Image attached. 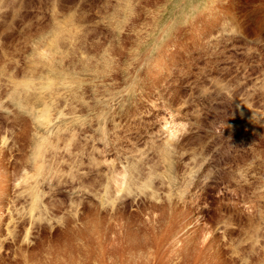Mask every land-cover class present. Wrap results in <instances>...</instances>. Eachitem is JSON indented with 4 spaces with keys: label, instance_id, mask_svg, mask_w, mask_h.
<instances>
[{
    "label": "rangeland",
    "instance_id": "rangeland-1",
    "mask_svg": "<svg viewBox=\"0 0 264 264\" xmlns=\"http://www.w3.org/2000/svg\"><path fill=\"white\" fill-rule=\"evenodd\" d=\"M120 259L264 264V0H0V264Z\"/></svg>",
    "mask_w": 264,
    "mask_h": 264
},
{
    "label": "bare ground",
    "instance_id": "bare-ground-1",
    "mask_svg": "<svg viewBox=\"0 0 264 264\" xmlns=\"http://www.w3.org/2000/svg\"><path fill=\"white\" fill-rule=\"evenodd\" d=\"M53 102V101H52ZM26 111V110H25ZM46 111V110H45ZM55 111V110H54ZM53 111V112H54ZM47 112V111H46ZM50 112V111H49ZM52 112V111H51ZM55 112H57V111H55ZM54 112V113H55ZM32 114V113H31ZM35 114V113H34ZM52 114V113H51ZM56 115V114H55ZM50 116V115H49ZM43 117V116H42ZM73 118V117H72ZM47 119V118H46ZM40 122V121H39ZM44 122V121H43ZM38 123V122H37ZM41 124H43L42 122H41ZM47 124V123H46ZM55 124V123H54ZM48 125V124H47ZM42 126V125H41ZM44 126V125H43ZM46 131V130H45ZM51 134V133H50ZM37 138V137H36ZM45 141V140H44ZM45 142H47V141H45ZM36 144V143H35ZM38 144V143H37ZM47 144V143H46ZM46 144H44V145H46ZM28 145V144H27ZM37 146V145H36ZM46 147V146H45ZM34 150V149H33ZM40 151V150H39ZM34 152V151H33ZM41 153V152H40ZM47 160V159H46ZM112 189V188H111ZM105 194H107V193H105ZM36 195V194H35ZM37 202V201H36ZM33 203V202H32ZM113 205V204H112ZM23 212V211H22ZM129 236V235H128ZM131 237V239L130 240H132L133 238H132V236H130ZM129 239V238H128ZM139 243V242H138ZM91 246V245H90ZM138 247L140 248L141 246L139 245V244H137V243H134L133 244V242H132V244L130 245V247H129V249L128 250H136V249H138ZM91 250V249H90ZM120 251V250H119ZM119 251H117L116 253H115V255H119V257L121 258V255L123 254L122 252H126L125 250L124 251H122V252H119ZM90 252V251H89ZM85 255V259L87 260V261H91V259H92V257H93V259H95L96 257L95 256H92V254H91V252L90 253H86V254H84ZM100 256V255H99ZM95 257V258H94ZM115 260H116V257H115ZM72 261V260H71ZM71 261H68V262H71ZM100 261V260H99ZM72 263V262H71ZM118 264H125L121 259L117 262ZM85 264H88L87 262H85ZM99 264H104L103 262H101L100 261V263Z\"/></svg>",
    "mask_w": 264,
    "mask_h": 264
}]
</instances>
